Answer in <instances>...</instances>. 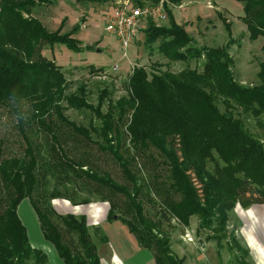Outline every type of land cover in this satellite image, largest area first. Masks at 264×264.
<instances>
[{
  "label": "trees",
  "instance_id": "16d2710c",
  "mask_svg": "<svg viewBox=\"0 0 264 264\" xmlns=\"http://www.w3.org/2000/svg\"><path fill=\"white\" fill-rule=\"evenodd\" d=\"M72 1L102 5L109 0ZM117 1L128 0H114ZM182 1L164 0L162 6L169 25L156 27L149 22L144 30L145 45L150 47L159 41L157 52L168 62L203 59L201 70L147 72L143 67H135L128 77L126 97L113 101L109 91L103 89L92 105L87 101L84 86L66 94L61 67L42 54L44 46L54 44L81 52V42L73 38L74 31L50 33L31 16L32 9L47 3L46 0H0V108L20 113L19 129L28 120L38 130L47 132L49 150L55 157L51 169L24 139L26 148L22 158L0 161V264L48 262L46 254L30 245L26 228L18 218L17 207L25 199L36 215L44 241L52 246L61 264H100L86 216L57 215L48 202L33 198L41 166L53 177L60 173L57 178L63 183H68L73 176L82 177L106 189L110 196L122 195V216L117 221L126 227L137 245L151 254L154 264H182L184 259L173 255L168 237L161 234L159 222L144 214L139 200L142 186L130 168L135 156L146 157L154 165L150 184L162 214L172 216L183 227L195 216L197 230L209 232L206 239L214 241L217 248L227 239L243 256L248 255L234 235L227 234L226 228L228 213L234 209L241 193L253 188L258 202H264L263 143L248 132L238 117L264 115V64H259L256 86L237 84L231 71L233 61L227 52L232 43L230 24L218 13L227 32L226 45L211 49L192 47L193 40L174 22L168 8ZM235 1L243 6V17L238 20L245 25L248 40H264V0ZM133 2L141 6L146 2L158 5L160 0ZM261 50L264 51V45ZM218 103L223 107L222 112ZM23 105L28 112L25 117H22ZM66 109L87 111L99 125L89 122L87 128L76 126L64 117ZM53 118L95 145L99 152L110 155L128 184H118L108 174L99 175L87 169V162L65 155ZM123 135L134 158L124 155L127 150ZM152 149L158 154L159 163L150 152ZM208 164L212 165L211 170ZM159 166L165 171L166 180L158 173ZM246 197L241 200L242 207L249 204L250 198ZM56 198L69 200L54 189L49 200ZM101 199L109 201L105 195ZM109 204L106 220L112 221L118 206L116 202L109 201ZM100 240L107 241L102 234Z\"/></svg>",
  "mask_w": 264,
  "mask_h": 264
},
{
  "label": "rangeland",
  "instance_id": "374dc122",
  "mask_svg": "<svg viewBox=\"0 0 264 264\" xmlns=\"http://www.w3.org/2000/svg\"><path fill=\"white\" fill-rule=\"evenodd\" d=\"M46 1L47 3L35 6L32 9L31 16L37 19L48 32L60 30L61 34H65L74 31L73 38L82 42L80 45L81 52H74L63 44L47 45L42 49V54L45 57L53 60L61 67L66 81V94H71L77 87L84 86L87 92V101L95 105L99 91L103 89L109 91L110 99L113 101L126 97L128 77L133 67H143L147 72L157 70L158 72L169 71L171 73H178L186 68L200 71L202 68L203 59L191 60L186 63L168 62L157 52L159 41L150 47H146L144 30L147 25L138 34L135 43L126 51V57L123 56L118 41L115 37L108 35L103 26L106 13L113 7L118 6L114 0H109L102 5L84 2L74 3L72 0ZM133 1L136 0H131L129 3L134 4ZM137 2L140 3V0H137ZM160 2L163 3L164 0H160ZM168 8L174 22L182 26L193 40L190 46L196 48L211 49L226 45L228 41L227 32L218 19L219 13L230 24L232 43L228 46L227 52L233 61L231 71L234 80L237 84L248 88L258 84L259 64H264V51L261 50L264 40L263 38H258L253 42L248 40L246 27L238 20V18L243 17V6L240 2L235 0H183L180 5L169 6ZM82 20L83 22L80 24ZM168 25L169 20L166 19L154 26L167 27ZM86 46L93 47L94 50L86 51L84 50ZM114 64H117L119 73H108V69ZM96 68H100V70L91 71V69ZM217 105L222 112L223 107L221 104L218 103ZM62 106L65 107L66 105L62 103ZM105 108L104 105L102 110L105 111ZM22 109V117H25L28 115L27 107L23 105ZM63 115L69 122L83 128H87L89 122H92L95 126L99 125V122L84 110L66 109ZM19 116L20 113H16L11 108H0V161L9 158H22L25 155L26 140L30 144L33 153H39L42 160L47 161L52 169L51 165L55 163V157L49 150L50 135L45 131L38 130L28 120L24 122L22 130L19 129L17 126ZM238 117L243 121L248 132L258 138L264 147V128L258 126L260 124L264 127V115L259 118L242 115ZM53 121L56 125L55 132L65 155L75 161L87 162V169L99 175L108 174L118 184H128L117 163L110 155L99 152L95 145L84 140L55 118H53ZM91 136L95 140V135L91 134ZM122 140L124 148L127 150L124 155L133 157V152L129 150L125 135L122 136ZM150 152L153 154L156 163H159L158 154L153 149ZM37 158L39 157L37 156ZM40 165L41 163L38 166ZM207 167L211 170L212 165L208 164ZM130 168L131 172L138 177V183L142 186L139 200L142 202L145 216L159 222L161 234L168 237L173 255L179 259H184L182 264H237L240 261L248 264H260L256 252L254 253L253 249H250V246H253L251 241L249 244L245 242V239L248 237L253 238V236L247 234L245 238L242 237L247 230V222L244 219H262L264 217L261 212V209L264 208V202H258V195L253 188L241 193L234 209L228 213L227 234H233L239 246L248 252L247 256H243L240 250L236 249L227 239L221 242L220 248H217L214 241L207 240L206 238L210 233L197 230L198 221L195 216L190 218L187 227H183L172 216L162 214L159 200L151 189L150 183L155 173L154 165L149 159L135 156ZM162 169L159 166L158 173L161 178L166 180V173ZM59 175L61 176L58 173L53 177L45 166H41L37 172L38 185L33 198L48 202V205L57 215L86 216L88 232L93 243L97 245L98 252L100 251L99 243H101L100 237L102 234L109 237L112 241L111 247H115L114 250L116 249L120 253L121 258L126 257L128 248L122 238V232H125L126 227L120 221H117V218L122 216L120 208L124 197L122 195L110 196L106 189H102L82 177L73 176L68 183H63L62 180L57 178ZM54 189H57L64 196H68L70 201L61 198L49 200V196ZM99 192L100 194H98ZM101 195L107 196L110 203L116 202L118 207L113 212L116 217L115 220H106L110 204L109 201H103ZM246 196L250 198L249 204L242 207L241 200L246 199ZM83 200H87L89 203L86 205L81 204ZM26 204H28L27 207H25ZM26 210L30 216L25 214ZM18 214L26 225L28 239L33 242L31 246L46 254L47 264H61L56 254L52 259L50 253L43 250L44 244L48 243L44 241L40 233L37 218L28 200L25 199L20 205ZM99 230L101 234H99ZM252 230H256V227H253ZM255 234L259 245L264 250V241L258 231H255ZM254 241V243H257L256 240ZM100 257L104 261V252L101 251ZM142 261L139 260L140 263Z\"/></svg>",
  "mask_w": 264,
  "mask_h": 264
},
{
  "label": "built area",
  "instance_id": "2783aa9c",
  "mask_svg": "<svg viewBox=\"0 0 264 264\" xmlns=\"http://www.w3.org/2000/svg\"><path fill=\"white\" fill-rule=\"evenodd\" d=\"M129 1L131 0L115 2L118 6L110 9L103 19L104 31L116 38L125 57L126 51L135 43L138 34L149 22L156 25L167 19L162 2L158 5L144 3L141 6L130 4ZM108 73H119L117 64L110 67Z\"/></svg>",
  "mask_w": 264,
  "mask_h": 264
},
{
  "label": "crops",
  "instance_id": "0c3cea01",
  "mask_svg": "<svg viewBox=\"0 0 264 264\" xmlns=\"http://www.w3.org/2000/svg\"><path fill=\"white\" fill-rule=\"evenodd\" d=\"M23 202H24V200L21 201V203L17 207V215H18V218L20 219L21 223L26 228V225L23 223V221L21 220V218L19 217V214H18L19 207ZM27 206H28V204L25 205V207H27ZM261 212H262V216H264V208L261 209ZM25 214L27 216H30L29 212L27 210L25 211ZM244 220H245V222H247V225H246L247 230L245 231V233H243V235L242 234L241 235L243 238H245L247 236V234L253 236L254 239L251 237H248L249 239L248 238L245 239V242L249 244V242L251 241L253 246H250V249H253L254 253L256 252L257 259H259V263L264 264V250L262 249L261 245H259V243L257 241L258 239H257L256 234H255V231L256 232L258 231L261 239L264 241V217L262 219L253 218L250 220H248V219H244ZM113 222H115V221H113ZM253 227H256V230H252ZM121 231H123V230H121ZM122 233H123V236L122 235L121 236L124 239V242L126 243V247L128 248V255L126 257L124 256L123 258H121V255H119L120 253H118L116 249L114 250L115 247H111L112 241L109 239V237L106 236V240H107L106 243H102V242L99 243L100 244V247H99L100 251L98 252V250H97V253H98V256L100 259V264H142V262H143V264H154V261H153L151 254L148 251L140 248L137 245L134 237L128 233L127 229L125 230V232H122ZM254 240H256L258 244L254 243L255 242ZM29 243L31 245L33 242H30V240H29ZM44 246L45 247H42L43 250L46 251L47 253H50V255L53 259V257H55V253L53 251V248L51 246H49V244H44ZM95 246H97V245H95ZM96 249H97V247H96ZM101 251L104 252V254H105L104 261H102V259L100 257ZM143 259H144V261H142ZM139 260H141L142 262L140 263Z\"/></svg>",
  "mask_w": 264,
  "mask_h": 264
},
{
  "label": "water",
  "instance_id": "95a60500",
  "mask_svg": "<svg viewBox=\"0 0 264 264\" xmlns=\"http://www.w3.org/2000/svg\"><path fill=\"white\" fill-rule=\"evenodd\" d=\"M84 50H86V51H93L94 50V48L93 47H84ZM116 219V217L114 216L113 217V220H115Z\"/></svg>",
  "mask_w": 264,
  "mask_h": 264
}]
</instances>
